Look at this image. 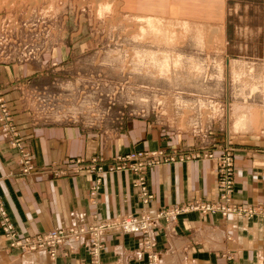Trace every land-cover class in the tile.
Listing matches in <instances>:
<instances>
[{
	"label": "rangeland",
	"instance_id": "1",
	"mask_svg": "<svg viewBox=\"0 0 264 264\" xmlns=\"http://www.w3.org/2000/svg\"><path fill=\"white\" fill-rule=\"evenodd\" d=\"M187 1L185 8L196 13H124L117 11L118 0H0V135L20 173L39 168L56 178L89 171L90 196L102 174L133 173L140 209L73 230L86 235L87 264H99L104 247L100 233L95 260L92 233L98 224L143 217L147 228L123 233L142 234L147 264H160L150 229L187 212L223 216L224 207L204 212L197 205L234 203L236 142L264 141V0ZM130 121L146 122L164 144L110 156L65 157L37 167L25 138L31 127L56 123L118 135ZM198 158L215 159V200L146 208L153 197L146 181L150 168ZM234 205L242 208L234 212L238 216L263 214H246L252 203ZM169 210L174 213L167 215ZM59 229L72 228L19 235L0 196V232L8 248L44 250L52 260L66 237L54 246L38 238ZM35 241L34 249H26Z\"/></svg>",
	"mask_w": 264,
	"mask_h": 264
},
{
	"label": "crops",
	"instance_id": "2",
	"mask_svg": "<svg viewBox=\"0 0 264 264\" xmlns=\"http://www.w3.org/2000/svg\"><path fill=\"white\" fill-rule=\"evenodd\" d=\"M188 4L187 0H118L117 11L196 13L185 8ZM25 138L37 167L60 162L65 157L110 156L164 144L157 131L144 121L127 122L122 133L110 136L79 125H37L27 129ZM263 168L264 141H237L231 194L234 203L255 205L264 200ZM93 181V174L85 170L56 178L39 168L21 174L0 135V196L19 235L77 227L80 223L132 214L141 208L131 171L102 174L95 194L90 196ZM146 181L153 195L146 207L150 211L192 199L215 200L218 194L213 158L153 166L146 173ZM156 223L148 235L156 241L160 264H264V213L243 217L194 211ZM84 237L67 239L51 260L44 250L22 253L8 248L0 232V264H87ZM101 238L104 247L99 264H147L145 252L140 248L142 234L106 230L101 232Z\"/></svg>",
	"mask_w": 264,
	"mask_h": 264
},
{
	"label": "bare ground",
	"instance_id": "3",
	"mask_svg": "<svg viewBox=\"0 0 264 264\" xmlns=\"http://www.w3.org/2000/svg\"><path fill=\"white\" fill-rule=\"evenodd\" d=\"M252 114V113H251ZM227 193V192H226ZM229 200H230V198H229ZM210 205H214V207L212 208V209H208L207 207H210ZM260 205V206H259ZM264 204H255L254 206H253V208H252V210L250 209V210H246V214H251L252 212H255L254 210H256L257 212L258 211H262L263 213H264V206H263ZM202 206H204L203 208H202V210L204 211V212H207V211H210V210H218L217 209V207H216V205L215 204H213V203H211V202H208L207 204H202ZM250 206H252V205H249V207ZM223 207H224V209H223V214L224 215H226V214H228L229 212L230 213H234V212H236V213H239L238 211H242V208L240 207V208H238L237 207V210L235 209V207H236V205H234V203L233 202H231V204L229 205V207H227L226 205H223ZM248 207V208H249ZM3 211H4V209H3ZM171 213H173V212H171ZM116 219V218H115ZM134 222V221H133ZM133 222H132V220H127V221H123V226L121 225V223L120 224H118L119 222H117V223H113V220L112 219H109L107 222H106V224H103V223H101V224H98L97 226H96V228L94 229V231H93V233H92V235L94 236V241L96 242H94V244H95V247H94V250H93V254L95 255L94 257H95V260L97 259V257H98V254H99V251H100V245H99V238H100V233L102 232V231H104V230H118V231H121V232H136V231H142L141 229H143V226H144V222L142 221L141 223H137V224H133ZM120 226H122V227H120ZM102 227V228H101ZM145 227L147 228V226L145 225ZM69 228H72L71 230H67V229H69ZM76 227L75 226H70V227H66V228H62V229H65V230H67V231H65V232H63V235L66 237V239H68L69 237L70 238H74V239H79V238H81V237H83V236H86L85 235V233L84 232H78L77 234H74L77 230L75 229ZM124 228V229H123ZM79 229H81V228H79ZM73 230H76V231H73ZM70 232H73L72 234H70ZM54 235H56V234H54ZM45 236H47V235H45ZM45 236L44 237H41V238H39V240H38V243H39V241L41 240V239H43V238H45ZM49 237V235L47 236V238ZM62 237H60V236H53L52 238H50L49 239V241L53 244V246H54V244H55V241H56V239H59L58 241H56V242H61L62 241V239H61ZM37 242L35 241L34 242V244H31V246L30 247H27L26 246V249H28V250H32L33 248H35V244H36ZM28 245H30V243L28 244ZM24 246H25V244H24ZM32 246H34V247H32ZM39 247V246H38ZM40 248V247H39ZM51 256H54V254H51ZM156 261V260H155Z\"/></svg>",
	"mask_w": 264,
	"mask_h": 264
},
{
	"label": "built area",
	"instance_id": "4",
	"mask_svg": "<svg viewBox=\"0 0 264 264\" xmlns=\"http://www.w3.org/2000/svg\"><path fill=\"white\" fill-rule=\"evenodd\" d=\"M223 186L224 187H228L229 186V182L226 180V182H224L223 183ZM197 206H201V208H203L204 206H202V205H197ZM214 207V205H210V207H207L208 209H212ZM216 207H223V206H219V205H216ZM217 209H219V208H217ZM235 209L237 210V208L235 207ZM171 212H173L174 213V211L173 210H169V211H167L166 212V214L167 215H171V214H173V213H171ZM239 212V211H238ZM244 212H246V211H244ZM4 213V212H3ZM144 218V217H143ZM143 218H128V219H124L123 221H127V220H132V222H133V224H137V223H141L142 221L144 222V226H143V229L144 228H146L145 227V225H146V220L145 219H143ZM123 221H121V222H119L118 224H120L121 223V225L123 226ZM106 224V223H105ZM138 225V224H137ZM122 226H120V227H122ZM124 229V228H123ZM143 229H141V230H143ZM59 230H61V229H59ZM63 232H65V231H63V230H61V231H57V230H54L53 231V233H49V234H47V236L49 235V237L47 238V236H45V241H49V239L50 238H52L53 236H60V237H63L64 235H63ZM54 234H56V235H54ZM70 234H72V232H70ZM62 239V238H61ZM38 240H39V238H38ZM42 241H44L43 239H41ZM59 239H56V241H58ZM50 242V241H49ZM32 247H34V246H32ZM34 249V248H33Z\"/></svg>",
	"mask_w": 264,
	"mask_h": 264
}]
</instances>
